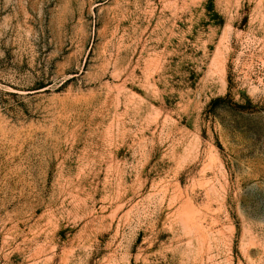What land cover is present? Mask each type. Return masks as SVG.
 Wrapping results in <instances>:
<instances>
[{"label":"rangeland","instance_id":"1","mask_svg":"<svg viewBox=\"0 0 264 264\" xmlns=\"http://www.w3.org/2000/svg\"><path fill=\"white\" fill-rule=\"evenodd\" d=\"M0 264H264V0H0Z\"/></svg>","mask_w":264,"mask_h":264}]
</instances>
